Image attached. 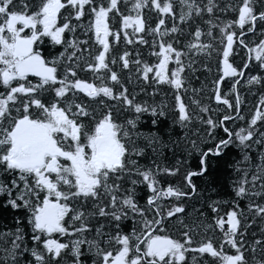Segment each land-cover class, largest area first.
<instances>
[{
  "label": "snow or ice",
  "instance_id": "snow-or-ice-1",
  "mask_svg": "<svg viewBox=\"0 0 264 264\" xmlns=\"http://www.w3.org/2000/svg\"><path fill=\"white\" fill-rule=\"evenodd\" d=\"M0 207V264H264V0H0Z\"/></svg>",
  "mask_w": 264,
  "mask_h": 264
},
{
  "label": "trees",
  "instance_id": "trees-1",
  "mask_svg": "<svg viewBox=\"0 0 264 264\" xmlns=\"http://www.w3.org/2000/svg\"><path fill=\"white\" fill-rule=\"evenodd\" d=\"M244 96L245 102L248 103L251 101V103H248V106L252 107V104L255 103V98L249 97L247 93ZM157 99L159 100V97ZM233 157L239 158L238 152L235 149L232 150L227 160H222L219 164H214L212 169H210V178L214 182L213 186L218 187L221 194L230 191L228 181L231 178V169L228 168V163L231 162ZM13 215L14 213L11 209L0 207V230H6L13 226Z\"/></svg>",
  "mask_w": 264,
  "mask_h": 264
}]
</instances>
